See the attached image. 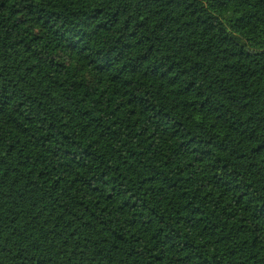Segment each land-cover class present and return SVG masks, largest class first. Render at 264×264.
Returning a JSON list of instances; mask_svg holds the SVG:
<instances>
[{
    "label": "trees",
    "instance_id": "1",
    "mask_svg": "<svg viewBox=\"0 0 264 264\" xmlns=\"http://www.w3.org/2000/svg\"><path fill=\"white\" fill-rule=\"evenodd\" d=\"M0 264H264V0H0Z\"/></svg>",
    "mask_w": 264,
    "mask_h": 264
}]
</instances>
